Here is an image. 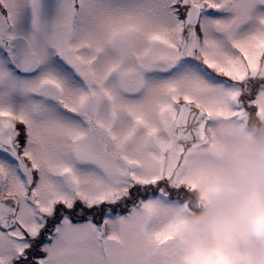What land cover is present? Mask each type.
<instances>
[{"label":"snow or ice","instance_id":"snow-or-ice-1","mask_svg":"<svg viewBox=\"0 0 264 264\" xmlns=\"http://www.w3.org/2000/svg\"><path fill=\"white\" fill-rule=\"evenodd\" d=\"M264 119V0H0V264H174L209 132Z\"/></svg>","mask_w":264,"mask_h":264},{"label":"clouds","instance_id":"clouds-1","mask_svg":"<svg viewBox=\"0 0 264 264\" xmlns=\"http://www.w3.org/2000/svg\"><path fill=\"white\" fill-rule=\"evenodd\" d=\"M209 140L215 148L175 227L174 264H264V119Z\"/></svg>","mask_w":264,"mask_h":264}]
</instances>
